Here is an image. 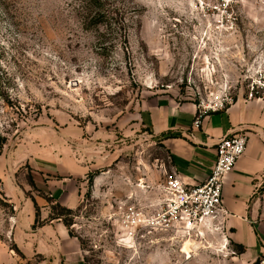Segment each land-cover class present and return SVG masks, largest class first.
Instances as JSON below:
<instances>
[{"label":"rangeland","instance_id":"obj_1","mask_svg":"<svg viewBox=\"0 0 264 264\" xmlns=\"http://www.w3.org/2000/svg\"><path fill=\"white\" fill-rule=\"evenodd\" d=\"M251 91L264 98V0H0L2 242L17 249L12 226L36 195L50 219L69 222L85 264H264L212 228L194 240L117 238L119 207L157 210L173 176L170 154L140 124L142 106ZM87 165L75 208L34 179L38 169L60 180ZM253 205L264 224V178Z\"/></svg>","mask_w":264,"mask_h":264},{"label":"crops","instance_id":"obj_2","mask_svg":"<svg viewBox=\"0 0 264 264\" xmlns=\"http://www.w3.org/2000/svg\"><path fill=\"white\" fill-rule=\"evenodd\" d=\"M198 104L192 99L157 97L142 106L140 124L170 154L173 175L190 185L204 182L210 174L221 138L234 133L246 135V152L225 180L223 205L228 215L221 231L244 247L245 258L264 257V224L257 221L253 207L264 178V98L238 96L224 109L210 111L200 127L194 125ZM73 169L60 180L46 169H38L34 179L37 186L46 188L45 195L75 208L87 174L93 169L92 165L80 171ZM98 183L96 180V186ZM33 196L24 198L21 216L11 229V242L17 249L8 248L7 240L0 238V264H85L79 239L70 236L61 219H50V207L43 197ZM35 203L39 207L37 222Z\"/></svg>","mask_w":264,"mask_h":264},{"label":"built area","instance_id":"obj_3","mask_svg":"<svg viewBox=\"0 0 264 264\" xmlns=\"http://www.w3.org/2000/svg\"><path fill=\"white\" fill-rule=\"evenodd\" d=\"M253 97V92L249 98ZM231 97L212 104H198L194 125L200 127L210 112L224 109ZM247 137L234 133L221 138L216 147L213 168L202 183L190 185L177 176L168 177L162 186V200L155 211L134 204L122 205L118 214L120 227L117 238L121 242L138 244L148 235H159L171 240L202 238L207 230H221L228 215L223 205L224 184L227 176L245 154Z\"/></svg>","mask_w":264,"mask_h":264},{"label":"trees","instance_id":"obj_4","mask_svg":"<svg viewBox=\"0 0 264 264\" xmlns=\"http://www.w3.org/2000/svg\"><path fill=\"white\" fill-rule=\"evenodd\" d=\"M4 144H5V139L2 140V138L0 137V155L2 154V151H3V147H4ZM92 178H90L91 180ZM35 207H36V216H37V219H36V222L39 218V207L37 206V204L35 203ZM58 207L61 209V211H67V212H70V209H66L65 207H62L61 205H58ZM62 214H52L51 216V219H58V218H61L62 221L64 222V224L66 226L69 225V222H67L66 219H63L61 217ZM240 249V253L244 252V247L242 245H237ZM255 264H260V259H257Z\"/></svg>","mask_w":264,"mask_h":264},{"label":"bare ground","instance_id":"obj_5","mask_svg":"<svg viewBox=\"0 0 264 264\" xmlns=\"http://www.w3.org/2000/svg\"><path fill=\"white\" fill-rule=\"evenodd\" d=\"M189 247H190V241H186L183 246L184 251L189 253Z\"/></svg>","mask_w":264,"mask_h":264}]
</instances>
